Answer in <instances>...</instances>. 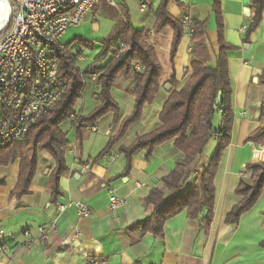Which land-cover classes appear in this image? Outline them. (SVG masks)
Returning a JSON list of instances; mask_svg holds the SVG:
<instances>
[{
	"label": "crops",
	"instance_id": "0c3cea01",
	"mask_svg": "<svg viewBox=\"0 0 264 264\" xmlns=\"http://www.w3.org/2000/svg\"><path fill=\"white\" fill-rule=\"evenodd\" d=\"M160 1L96 0L86 15L83 22L96 21L95 14L109 19L112 31L127 19L145 33L160 67L156 96L151 104L143 106L140 120L130 125L110 151L97 160H94L97 154L118 130L119 123H114L112 112L97 120L99 131L83 128L78 138L70 121L67 127L61 128L68 140L64 153L71 158L58 180L60 193L53 200L48 177L54 161L46 151L38 153L28 192L20 196L13 193L18 182L19 158L0 165V179L4 180L0 185V243L5 246L0 252V264H264V188L253 207L237 222L225 219L240 200L235 192L240 180L251 175L247 165L264 161V145L247 141L251 132L264 127V115L259 114L264 102V83L261 82L264 8L259 25L246 38L254 15L251 0H168L166 9L174 20L188 16L207 23L204 41L210 54L208 65H214L218 52L216 21H221L223 40L235 47L227 51L229 102L233 113L230 143L222 152L213 179L214 202L207 225L206 210L198 219H190L184 210L165 221L160 235L129 230L149 215L151 206L145 202V196L152 188L162 186V178L181 157L173 142L166 141L154 148L149 159H145L143 150H138L132 157L130 170L125 173L126 159L120 150L138 135L159 126L158 115L170 91L179 90L190 76V32L184 29L171 58L173 28L165 26L154 31V12ZM215 1H218L217 11ZM243 26H246L244 31ZM75 39L77 36L59 43L72 55L82 54ZM104 62L97 64L101 66ZM172 77L174 81L170 83ZM137 78L135 73L121 77L110 89L121 118L132 111L135 101L132 90ZM91 81L95 83L92 77ZM93 95L90 107L84 111L82 104L77 114L81 116L98 105L97 90ZM217 114L213 123L219 128L221 118L220 113ZM214 139L213 154L217 148L216 136ZM212 155L203 154L198 159V168H203ZM82 164L89 166L85 173L80 170ZM196 185L197 181L192 178L181 190ZM110 187L126 201L115 211L108 206ZM77 201L89 205V217L78 215ZM59 204H67L61 213L57 211ZM53 219H56V231L40 240L38 227Z\"/></svg>",
	"mask_w": 264,
	"mask_h": 264
},
{
	"label": "trees",
	"instance_id": "16d2710c",
	"mask_svg": "<svg viewBox=\"0 0 264 264\" xmlns=\"http://www.w3.org/2000/svg\"><path fill=\"white\" fill-rule=\"evenodd\" d=\"M167 2L168 0H161L156 7L154 31H160L165 26L173 28L171 44L173 58L186 26L168 14ZM250 2L254 15L247 27L246 38L259 25L264 8V0ZM214 8L218 10V1H215ZM192 25L189 78L179 90L170 91L158 115L159 126L148 133L138 135L129 146L120 149L126 159L125 173L130 170L132 157L138 150H143L145 159H149L156 146L172 141L173 146L181 153V157L175 161L170 172L162 178V186L152 188L145 196V202L151 206L149 215L132 225L129 230L160 235L165 221L184 210L190 219L200 218L206 210L208 214L206 225L211 218L214 202L213 179L222 152L230 143L233 113L229 102L231 88L227 71V51L235 47L223 40L221 21H216L218 52L214 65H208L210 54L204 41L207 23L192 20ZM112 33L102 41L101 50L95 58L96 62L105 60V63L98 66L94 62L85 70L89 74L96 73L95 81L100 86L97 94L99 103L86 115L79 116L76 127L78 138L84 124L96 123L109 112L114 115V123H119L117 132L108 139L94 160L107 154L124 136L128 127L140 120L143 106L154 101L158 90L160 67L153 47L145 39V33L136 29L127 19L117 25ZM117 41L125 43L129 49L118 57H110V47ZM75 42L88 48L93 47L92 43L82 39H75ZM53 51L57 58L59 75L66 81L64 93L55 105L29 126L22 139L0 147V165L8 164L17 158L20 160L18 182L13 191L16 196L28 192L39 152L46 151L54 161L48 177L52 200L59 195L58 180L67 170L64 147L68 140L60 126L68 120L71 113L75 112L74 105L81 97L83 82L74 55L70 54L68 48L56 45ZM134 63L140 65L142 73L138 75V82L132 90L135 99L132 111L121 118L119 107L111 98L110 89L118 77L127 76L134 71ZM173 81L174 77L170 83ZM261 82L264 83V73L261 75ZM219 91L222 98L214 108L213 104ZM217 113H220L221 121L220 127L215 129L213 120ZM259 114L264 115V102L260 105ZM215 136L217 148L207 164L199 169L198 159L203 155L208 141ZM247 141L264 145V127L251 132ZM246 168L251 170V175L248 179L242 178L235 190L240 200L226 214L225 219L230 223L237 222L244 212L250 210L263 191L264 161L250 163ZM192 178L197 181V185L182 191L184 184ZM3 183L4 180L0 179V185Z\"/></svg>",
	"mask_w": 264,
	"mask_h": 264
},
{
	"label": "built area",
	"instance_id": "2783aa9c",
	"mask_svg": "<svg viewBox=\"0 0 264 264\" xmlns=\"http://www.w3.org/2000/svg\"><path fill=\"white\" fill-rule=\"evenodd\" d=\"M11 8L9 22L0 29V147L24 137L29 126L45 114L61 98L66 81L59 75L57 58L53 48L61 35L70 27L85 19L96 0H7ZM141 7H145L143 3ZM180 22L191 33L192 20L183 16ZM246 26L241 28L242 31ZM127 47L117 41L110 47L109 55L118 57ZM76 60L82 54L74 55ZM142 72L138 63L134 64ZM94 80L96 75H91ZM76 129L77 115L71 114ZM84 128L97 132L98 125L84 124ZM81 172L89 170L81 165ZM108 206L115 211L126 203L113 188H108ZM77 213L89 217L91 209L83 201L76 203ZM67 204L57 205L58 213ZM56 219L38 227L39 239H47L56 231ZM1 236V233H0ZM5 249L0 243V252ZM104 264V263H103Z\"/></svg>",
	"mask_w": 264,
	"mask_h": 264
},
{
	"label": "rangeland",
	"instance_id": "374dc122",
	"mask_svg": "<svg viewBox=\"0 0 264 264\" xmlns=\"http://www.w3.org/2000/svg\"><path fill=\"white\" fill-rule=\"evenodd\" d=\"M107 11L111 12V9L108 8ZM95 16H96V21H94V22L85 21V22H81L78 26L70 27L59 38V42L63 43V44L70 41L74 36H77V39H82L88 43L93 44L92 48H88V47L84 46L83 44L79 45L81 47L80 50L82 51L83 58L79 61H77L75 59L76 60V66L80 69L79 73L81 75V79L83 82L81 97L76 101V103L74 105V111L75 112L71 113V114L77 115L78 118L80 115L77 113L80 111L81 105L83 104V106L85 108L84 111H85L86 108L90 107V105L94 101V95H93L94 91L97 90V94L100 91V86L96 83V81H95V83H93L91 81V75L93 73L92 74L86 73L85 70L90 68V66L92 64H94V62H96L95 58H96V55L101 50L102 41L104 39H106L109 36V34H113V33H110L112 31L111 21L109 19L102 18L101 17L102 15L95 14ZM95 24L97 25V27H94ZM124 45L127 47V49H129L128 45H126L125 43H124ZM110 57H114V56H110ZM96 64H97V62H96ZM134 64H133V68H134ZM136 71L137 70L134 68V71L130 72L129 74L135 73L138 77V75L142 73V72H138V71L136 72ZM94 74L96 75V73H94ZM127 76H120L117 78V80L121 77H127ZM116 81H115V83H116ZM137 82H138V78H137ZM137 82H136V84H137ZM136 84H135V86H136ZM89 112H90V110L88 112L84 113L83 115H86ZM217 118H218V114H215L214 121H216ZM69 121L71 122L72 126H74L75 122L69 116L68 120L63 122L60 127L61 128L67 127V125L69 124ZM76 122H78V119L76 120ZM213 124H214V128L217 129L218 128L217 125L215 123H213ZM76 125H77V123H76ZM214 141H215L214 137L208 141V144H207V146L203 152L204 155L207 156L208 154H210V155L213 154V148H215V146H216V143ZM70 158L71 157L69 155L65 154L66 162H68Z\"/></svg>",
	"mask_w": 264,
	"mask_h": 264
},
{
	"label": "water",
	"instance_id": "95a60500",
	"mask_svg": "<svg viewBox=\"0 0 264 264\" xmlns=\"http://www.w3.org/2000/svg\"><path fill=\"white\" fill-rule=\"evenodd\" d=\"M247 10L245 11V14H247ZM11 18V8L7 0H0V29L6 25ZM169 88L168 85H166ZM222 93L219 91L216 97V101L213 104V107H216V104L221 101Z\"/></svg>",
	"mask_w": 264,
	"mask_h": 264
}]
</instances>
